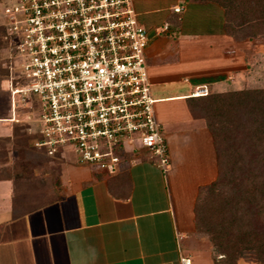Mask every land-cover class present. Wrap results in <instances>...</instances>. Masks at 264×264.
I'll return each mask as SVG.
<instances>
[{"label": "crops", "instance_id": "1", "mask_svg": "<svg viewBox=\"0 0 264 264\" xmlns=\"http://www.w3.org/2000/svg\"><path fill=\"white\" fill-rule=\"evenodd\" d=\"M132 2L150 37L145 61L167 146L165 173L143 160L113 176L56 169L57 186L44 197L10 176L11 133L0 130V264H177L180 254L212 264L194 230V205L216 179V155L190 98L199 88H263L264 42L228 35L222 10L210 2ZM163 25L167 31L157 33Z\"/></svg>", "mask_w": 264, "mask_h": 264}, {"label": "built area", "instance_id": "2", "mask_svg": "<svg viewBox=\"0 0 264 264\" xmlns=\"http://www.w3.org/2000/svg\"><path fill=\"white\" fill-rule=\"evenodd\" d=\"M0 14L10 53L4 120L19 108L36 111L33 146L47 157L70 156L106 176L142 160L165 173L145 61L150 37L132 0H6ZM206 94L199 88L192 96ZM177 264L191 263L180 254Z\"/></svg>", "mask_w": 264, "mask_h": 264}, {"label": "trees", "instance_id": "3", "mask_svg": "<svg viewBox=\"0 0 264 264\" xmlns=\"http://www.w3.org/2000/svg\"><path fill=\"white\" fill-rule=\"evenodd\" d=\"M194 2L217 5L223 13L224 31L236 39L264 33V0ZM0 35L5 44L1 26ZM190 100L195 101L193 109L202 113L215 105L212 118L227 132L219 149L215 122L201 116L212 137L217 176L198 192L194 230L207 236L218 252L220 257L212 259V264H235L243 257L264 264V87L207 93ZM127 166L125 161L120 169Z\"/></svg>", "mask_w": 264, "mask_h": 264}, {"label": "rangeland", "instance_id": "4", "mask_svg": "<svg viewBox=\"0 0 264 264\" xmlns=\"http://www.w3.org/2000/svg\"><path fill=\"white\" fill-rule=\"evenodd\" d=\"M186 1H198V0H186ZM5 3V2H4ZM3 5L0 1V13ZM1 15V14H0ZM252 16V15H251ZM261 39L264 42V33L260 35ZM10 53L6 50L5 44H3L0 35V130H4L8 132V128L10 129V141L8 145H5L8 151H10V176L14 179H24L27 180L29 184H27L28 190L31 189L33 191H38L42 194V196L47 197V194L50 191L54 190V186H57V183H54V179H57L56 169H60L61 176H70L73 174L74 169H83L75 164L74 159L70 156L63 157H47L44 153L33 146V142L36 138L35 128L37 124V112L32 111L29 115L26 108H19L13 114V118L16 119L15 122H4L1 119L10 118V110H9V92H8V69L7 66L9 64ZM18 57L15 56L12 59L13 65L18 63ZM208 93V92H207ZM211 93H208L210 95ZM220 106V104H218ZM216 106L214 105L210 110L202 113L198 108H195V115L205 117L208 122L212 123L213 121L216 124L214 128H216L217 134V147L221 149L224 145V140L227 136L226 130H221L220 125L215 121L217 119H213L212 116L215 114L213 109ZM226 144V143H225ZM5 160L6 159V154ZM34 183H37L36 185ZM207 245H201L202 249L207 254L210 255L212 259H218V252L214 248V245H211L208 241L207 236L201 235L199 236ZM190 247L189 250H192ZM235 264H259L258 262L248 259L247 257L240 258L236 261Z\"/></svg>", "mask_w": 264, "mask_h": 264}, {"label": "bare ground", "instance_id": "5", "mask_svg": "<svg viewBox=\"0 0 264 264\" xmlns=\"http://www.w3.org/2000/svg\"><path fill=\"white\" fill-rule=\"evenodd\" d=\"M1 121H3V122H7L6 120H1ZM13 121H16V119L14 118V120H11V122H13Z\"/></svg>", "mask_w": 264, "mask_h": 264}]
</instances>
